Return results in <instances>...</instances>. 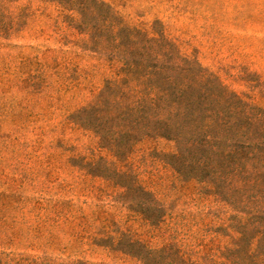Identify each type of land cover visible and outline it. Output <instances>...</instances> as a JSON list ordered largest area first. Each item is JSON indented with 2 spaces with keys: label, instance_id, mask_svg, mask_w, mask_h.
<instances>
[{
  "label": "trees",
  "instance_id": "trees-1",
  "mask_svg": "<svg viewBox=\"0 0 264 264\" xmlns=\"http://www.w3.org/2000/svg\"><path fill=\"white\" fill-rule=\"evenodd\" d=\"M11 1L0 0V47L19 34L18 26L26 25L30 15V5L9 10ZM37 1L54 6L48 17L56 42L90 53L107 74L91 100L66 117L95 139L88 155L69 148L67 163L85 179H100L101 185L92 188L98 196L125 207L154 232L165 222L167 209L141 184L128 158L143 140L170 143L160 159L180 187L193 183L197 202L211 198L212 205H205L208 210L198 217L201 231L211 235L210 246L203 255L176 241L152 246L130 228L115 230L108 211L88 214L65 199L30 204L14 192L0 193V222L13 217L11 211L19 204H30L28 211L43 221L76 218L83 233L96 229L86 237L119 259L116 264H264V104L231 89L195 56L184 54L160 20L149 26L133 24L103 0ZM67 54L46 47L39 63L24 55V63L39 73L24 82L43 85L47 80L42 71L62 60L64 72L77 73ZM54 74L61 77L62 72L56 68ZM33 231L30 238L23 228L3 234L9 244L38 241L48 248H65L56 234L44 235L39 226ZM0 264L89 263L0 252Z\"/></svg>",
  "mask_w": 264,
  "mask_h": 264
},
{
  "label": "rangeland",
  "instance_id": "rangeland-1",
  "mask_svg": "<svg viewBox=\"0 0 264 264\" xmlns=\"http://www.w3.org/2000/svg\"><path fill=\"white\" fill-rule=\"evenodd\" d=\"M103 1L133 24L149 26L153 20H160L184 54L195 56L231 89L264 104V0ZM8 5L13 12L30 5V15L26 25L18 26L19 34L0 47V193L14 192L15 197L30 204L42 198L65 199L82 206L88 214L108 211L113 214L115 230L130 228L152 246L176 241L203 255L211 235L201 231L198 217L208 210L205 205H212L211 198L204 204L197 202L193 183L180 187V181L160 159V152L171 149L170 143L143 140L128 158L141 184L167 209L165 222L154 232L125 207L98 196L92 188L101 185L100 179H85L67 163L72 154L69 148L88 155L95 147L93 136L66 117L98 92L106 71L90 53L56 42L48 17V12L54 11L53 5L45 6L37 0H12ZM46 47L67 51L78 67L77 73L71 69L64 72V61L60 59L56 68L62 72L61 77L54 74L56 68H46L41 74L47 82L29 86L24 80L39 73L34 65L24 63V55L36 57L39 63ZM30 204H19L20 208L11 211L13 217L0 222L1 253L49 256L67 262L83 260L89 264L120 262L107 250L90 244L86 235L96 229L83 233L73 217L43 221L28 211ZM36 226L44 235L56 234L65 248H48L38 241L33 245L6 242L3 232L23 228L30 238Z\"/></svg>",
  "mask_w": 264,
  "mask_h": 264
}]
</instances>
